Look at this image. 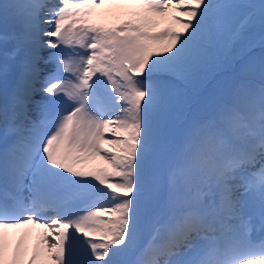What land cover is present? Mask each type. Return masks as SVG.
Segmentation results:
<instances>
[{"label": "snow or ice", "instance_id": "6c2138e0", "mask_svg": "<svg viewBox=\"0 0 264 264\" xmlns=\"http://www.w3.org/2000/svg\"><path fill=\"white\" fill-rule=\"evenodd\" d=\"M0 11L16 25L0 33V83L11 82L0 264H24L6 230L33 225L47 253L27 264H264V0H6ZM257 45L240 73L258 82L240 75L196 100L234 51Z\"/></svg>", "mask_w": 264, "mask_h": 264}, {"label": "rangeland", "instance_id": "374dc122", "mask_svg": "<svg viewBox=\"0 0 264 264\" xmlns=\"http://www.w3.org/2000/svg\"><path fill=\"white\" fill-rule=\"evenodd\" d=\"M5 2L6 0H0V4H3ZM256 2H258V0H256ZM56 4H58V0H56ZM9 19L10 18H6L3 15V12L0 11V33H4V30H3L4 23L8 21ZM238 21H239V16L236 18V22ZM162 25L163 24L159 23L158 28ZM258 33H259V29L257 27L256 29H254L253 35L258 37ZM7 47L8 49H11L12 47L11 43H9ZM3 51L4 49L0 48V64H2V61H4ZM259 53H260V48L258 47V45L254 46L253 49L247 55H241L238 49L234 51L233 55L235 59L233 61V65L231 67H226L224 69H221L215 72L212 75V77L208 80V82L194 93L196 100L203 102L212 94L226 92L236 83L237 77L240 75H243L245 78H248V79L251 78L258 82L260 78L258 71L245 72L241 74L240 69L246 65L247 61L250 58H258ZM61 76L63 77V76H69V75H64L62 73ZM72 78L73 77H70V79ZM0 85L5 87V84L3 83H0ZM198 111H199V104L196 102H193L189 106L187 114L191 118L197 115Z\"/></svg>", "mask_w": 264, "mask_h": 264}, {"label": "bare ground", "instance_id": "6f19581e", "mask_svg": "<svg viewBox=\"0 0 264 264\" xmlns=\"http://www.w3.org/2000/svg\"><path fill=\"white\" fill-rule=\"evenodd\" d=\"M44 2L49 6V7H54L57 6L56 0H44ZM47 10V9H45ZM99 22H106V23H114L115 21L111 18H108L107 20H100ZM163 24L159 28H157V31L163 30L165 27H167L166 22H160ZM16 25L13 20L9 19L4 23L3 30L4 32H7L11 34L13 30L15 29ZM44 27H49L48 25H45ZM43 39H48V37H44ZM57 51L56 49H45L43 52V55L45 57L48 56L50 52H55ZM4 61H2L3 63ZM51 66H49L50 68ZM64 75H69L67 73H63ZM62 75V73H61ZM74 79V78H72ZM11 90V82L8 84H5V87L0 85V102H3L4 96L6 93L10 92ZM0 128H2L3 131V125L0 124ZM110 135V134H106ZM4 147L3 139L0 137V150H2ZM107 147V146H106ZM96 164L98 166H103L101 161H97ZM47 215V214H46ZM7 232V243H8V250H9V255H11L12 251L16 248V246L23 241L24 247L27 250V255L24 257V264H27L28 260L31 258L32 254L34 251L37 249H42L45 253V258H46V253H47V246L43 245L41 241L43 240V237L45 234H47V230L44 228H41L39 226H28L27 228H18V229H8L6 230ZM260 233L257 231L253 233V239ZM37 264H40L38 261Z\"/></svg>", "mask_w": 264, "mask_h": 264}]
</instances>
